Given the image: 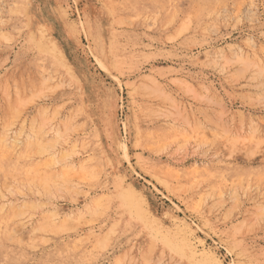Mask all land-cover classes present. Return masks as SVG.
<instances>
[{
	"label": "rangeland",
	"instance_id": "rangeland-1",
	"mask_svg": "<svg viewBox=\"0 0 264 264\" xmlns=\"http://www.w3.org/2000/svg\"><path fill=\"white\" fill-rule=\"evenodd\" d=\"M0 264H264V0H0Z\"/></svg>",
	"mask_w": 264,
	"mask_h": 264
}]
</instances>
